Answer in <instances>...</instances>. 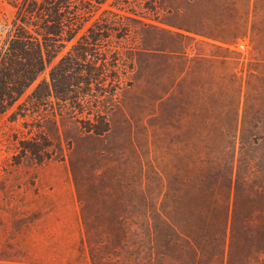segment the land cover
<instances>
[{"label": "rangeland", "instance_id": "obj_1", "mask_svg": "<svg viewBox=\"0 0 264 264\" xmlns=\"http://www.w3.org/2000/svg\"><path fill=\"white\" fill-rule=\"evenodd\" d=\"M113 1L92 20L120 12ZM118 5L150 26L119 21L132 30L119 43L131 60L115 95L113 77L97 85L73 77L66 101L29 98L50 83L68 45L13 107L4 111L0 100V264H76L82 206L130 218L152 192L170 212L202 197L212 208L231 213L237 201L243 213L264 216V0ZM15 22V9L0 0V48ZM216 36L239 39L219 50ZM239 40L248 51L229 47Z\"/></svg>", "mask_w": 264, "mask_h": 264}, {"label": "trees", "instance_id": "obj_2", "mask_svg": "<svg viewBox=\"0 0 264 264\" xmlns=\"http://www.w3.org/2000/svg\"><path fill=\"white\" fill-rule=\"evenodd\" d=\"M8 1L16 11L19 24L15 22V32L0 48V100L4 111L16 104L68 45L69 49L49 72L50 83L42 81L29 98H34L36 104L52 95L66 101L70 88L64 85L73 77H80L86 85H97L105 82L106 77H113L116 84L109 95H115L116 88L124 86L122 78L131 60L124 56L119 43L131 36L132 30L119 21L127 19L150 26L125 14L137 16L132 8L126 10L118 5L119 1L130 4V0H114L110 4L124 13L104 9L93 20L95 12L107 0ZM196 34L206 36L203 32ZM177 36L195 40L180 33ZM214 39L220 44L212 46L227 50L221 44L234 42L239 37ZM142 49L164 51L151 44H143ZM199 57L196 53L192 59ZM216 57L221 63L227 61L226 55ZM41 88H45L43 96L37 95ZM257 198L262 201L264 195ZM139 201L144 208L135 209L130 218L108 209L82 206L80 239L73 261L76 264H264V216L243 213L237 201L231 213L228 209L208 206L202 197L195 198L194 204L177 198V202L186 203L185 207L172 212L154 192Z\"/></svg>", "mask_w": 264, "mask_h": 264}, {"label": "built area", "instance_id": "obj_3", "mask_svg": "<svg viewBox=\"0 0 264 264\" xmlns=\"http://www.w3.org/2000/svg\"><path fill=\"white\" fill-rule=\"evenodd\" d=\"M231 49L238 51V52H246L249 50V44L243 40H239L237 43L232 44L229 46Z\"/></svg>", "mask_w": 264, "mask_h": 264}]
</instances>
